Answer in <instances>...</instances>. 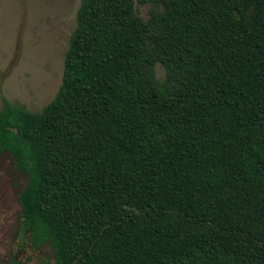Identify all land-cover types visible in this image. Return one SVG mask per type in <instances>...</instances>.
Segmentation results:
<instances>
[{
    "label": "trees",
    "instance_id": "obj_1",
    "mask_svg": "<svg viewBox=\"0 0 264 264\" xmlns=\"http://www.w3.org/2000/svg\"><path fill=\"white\" fill-rule=\"evenodd\" d=\"M148 1L81 0L52 101L3 97L24 223L56 264H264V0Z\"/></svg>",
    "mask_w": 264,
    "mask_h": 264
},
{
    "label": "rangeland",
    "instance_id": "obj_2",
    "mask_svg": "<svg viewBox=\"0 0 264 264\" xmlns=\"http://www.w3.org/2000/svg\"><path fill=\"white\" fill-rule=\"evenodd\" d=\"M80 3L81 0H0V109L3 97L33 112L52 101L62 83L65 54L77 27ZM136 6L147 18L153 2H136ZM155 68L157 77L164 79V65L157 63ZM19 181V189L13 193L15 199L26 187L24 172ZM17 208L21 210L19 203ZM29 254L28 264H56L49 242L38 250H29Z\"/></svg>",
    "mask_w": 264,
    "mask_h": 264
},
{
    "label": "flooded vegetation",
    "instance_id": "obj_3",
    "mask_svg": "<svg viewBox=\"0 0 264 264\" xmlns=\"http://www.w3.org/2000/svg\"><path fill=\"white\" fill-rule=\"evenodd\" d=\"M22 173L14 161L13 154L3 149L0 143V263L3 264H28L29 250H38V247L43 245L33 240L29 228L24 223L20 194L25 188L17 195V199L13 196L14 190L17 192L19 189V177ZM17 203L21 210L17 208Z\"/></svg>",
    "mask_w": 264,
    "mask_h": 264
}]
</instances>
